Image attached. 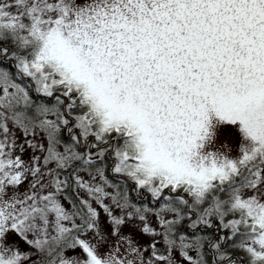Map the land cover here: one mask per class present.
<instances>
[{
    "label": "snow or ice",
    "instance_id": "1",
    "mask_svg": "<svg viewBox=\"0 0 264 264\" xmlns=\"http://www.w3.org/2000/svg\"><path fill=\"white\" fill-rule=\"evenodd\" d=\"M0 264H264V0H0Z\"/></svg>",
    "mask_w": 264,
    "mask_h": 264
},
{
    "label": "rangeland",
    "instance_id": "2",
    "mask_svg": "<svg viewBox=\"0 0 264 264\" xmlns=\"http://www.w3.org/2000/svg\"><path fill=\"white\" fill-rule=\"evenodd\" d=\"M221 139H222V140H223V139H228L229 143L232 144L233 147L235 146V135H234V133L231 134V135H229V136H226V137H221ZM124 231H125V232H128V231H133V230H132V229H127V228H126ZM133 235H134V238H140V237H139V233H137V232H134V231H133ZM14 239H16V238H15V237H10V242H11V240H14ZM140 239H141V243H144V242H145V239H144V238H140ZM20 247H21L22 250L27 249V245H24V244H22V243H21Z\"/></svg>",
    "mask_w": 264,
    "mask_h": 264
},
{
    "label": "trees",
    "instance_id": "3",
    "mask_svg": "<svg viewBox=\"0 0 264 264\" xmlns=\"http://www.w3.org/2000/svg\"><path fill=\"white\" fill-rule=\"evenodd\" d=\"M146 203H150V197H149V200L145 201Z\"/></svg>",
    "mask_w": 264,
    "mask_h": 264
}]
</instances>
